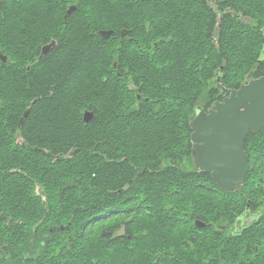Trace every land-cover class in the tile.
Masks as SVG:
<instances>
[{
  "label": "trees",
  "instance_id": "obj_1",
  "mask_svg": "<svg viewBox=\"0 0 264 264\" xmlns=\"http://www.w3.org/2000/svg\"><path fill=\"white\" fill-rule=\"evenodd\" d=\"M214 1L216 10L207 0H69L95 6L89 13L102 22L119 17L132 38L119 51L113 43H88L85 58H72L71 67L116 63L133 70L127 89L108 90L101 75L93 81L89 74L72 75L65 88L66 58L64 86L54 91L9 88L2 94L0 73V264L3 246L10 248V264H195L197 258L200 264H264V227L247 228L223 244L208 230L241 214L246 183L227 193L193 166L188 119L195 107L207 110L248 74L264 76V4ZM84 108L94 111L87 123ZM243 149L245 182L255 197L264 179V126L246 135ZM156 181L174 183L147 184ZM132 195L147 197L142 203L152 206L183 204L181 211L212 223L198 241L191 238L195 248L187 247L184 234L179 248L159 250L175 235L156 240L152 226L139 228L166 217L157 208L132 211L130 232L117 234L114 207L129 203L117 198ZM102 209H108L104 215ZM162 230L187 233V227Z\"/></svg>",
  "mask_w": 264,
  "mask_h": 264
},
{
  "label": "flooded vegetation",
  "instance_id": "obj_2",
  "mask_svg": "<svg viewBox=\"0 0 264 264\" xmlns=\"http://www.w3.org/2000/svg\"><path fill=\"white\" fill-rule=\"evenodd\" d=\"M24 1L0 0V61L5 65L0 68V73L4 80L3 84H1L3 87L1 88L2 94L7 92L9 88H29L32 91H54L62 88L64 85L61 78L63 69L61 61L65 58L68 59L69 66L66 70L68 77L65 88H71L72 75L88 74L94 75L90 78L93 81H96V75H101L102 80L107 82L106 89L108 90L115 88L118 90L119 88L127 89L131 86L130 82L133 81V78L128 73L133 70L120 68L116 66V63L109 68L71 67L72 58L80 60L85 58L86 45L88 43L91 48L100 42L113 43L115 50L119 51L122 42L126 44L132 40L128 34L130 33L129 30H125L120 26L119 17L114 16L113 21H110L112 17L108 16L106 22H102L89 13V7L95 6L77 5L69 2V0L66 3L63 0H51L48 4L24 3ZM214 2V0H207L206 6L216 10L217 5ZM70 6H75V9L67 13ZM223 9L231 12L229 4H226ZM196 14L199 16V12ZM197 15L194 16L197 17ZM208 15L210 14L208 13ZM89 16H92L91 20H89ZM239 18L244 20V16ZM218 23L219 21L216 24L218 25ZM106 31H109L108 34H105ZM43 48L46 49V52L42 54ZM40 60L42 62L38 64ZM9 77L12 80V86L8 85ZM124 83H127V86L122 87L121 84ZM32 102L31 104H33ZM85 110L88 111L84 108L81 113L83 114ZM91 112L94 117V111ZM15 139L20 143L24 141L19 132L16 133ZM171 183L174 182H147V184L163 185ZM213 183L216 185L214 181ZM245 183L244 207L241 214L231 224L228 222H215L213 226V223L210 222L212 223L210 229H208L210 223L192 213L186 211L189 213L187 214L185 211H181L183 204L175 205L165 200L160 205L152 206V203H142L143 200L148 199L142 195L119 197L117 198L118 202L127 200L129 203L117 204L114 207V210L117 211V220L120 223L119 228L116 230L117 234L123 236L130 232L132 211L150 213L151 209H153L152 207H154L159 209L166 217H156L150 222H140L139 228L144 229L152 226L155 230L151 233V236L157 237L156 240L162 237V234L175 235L173 243L158 245L157 249L159 250L169 251L179 248L176 244H180L179 241L184 234L187 235L188 239L187 247L195 248L194 244L191 243V238L198 241L199 236L206 229L217 234V240L220 244H223L224 240L232 241L233 238H236L237 235L247 228L264 227V179L260 178L257 181V185L260 186L255 197H251L249 183L244 180ZM213 191L215 192V189ZM107 210L102 209L101 215H104ZM197 221L203 222L205 227L201 228L196 225ZM173 226L187 227V233H171L168 230H162L161 233L160 231L163 227ZM127 238L129 239L130 235ZM2 249L4 258L2 264H10V248L3 246ZM175 262L178 263L180 260ZM195 264H200V259L197 258Z\"/></svg>",
  "mask_w": 264,
  "mask_h": 264
},
{
  "label": "water",
  "instance_id": "obj_3",
  "mask_svg": "<svg viewBox=\"0 0 264 264\" xmlns=\"http://www.w3.org/2000/svg\"><path fill=\"white\" fill-rule=\"evenodd\" d=\"M74 9L75 6H70L67 13ZM45 52L43 48L42 54ZM222 91L227 92V89L222 88ZM28 112L26 110L21 118ZM92 118L91 111L83 112L84 123ZM188 124L194 167L200 172H209L224 192L239 190L248 170L244 139L249 132L257 133L264 126V76L253 78L248 74L238 88L230 89L221 101H215L207 110L196 106ZM196 225L205 227L200 221Z\"/></svg>",
  "mask_w": 264,
  "mask_h": 264
},
{
  "label": "rangeland",
  "instance_id": "obj_4",
  "mask_svg": "<svg viewBox=\"0 0 264 264\" xmlns=\"http://www.w3.org/2000/svg\"><path fill=\"white\" fill-rule=\"evenodd\" d=\"M261 4H264L263 0H261ZM213 6H214V4H213ZM242 83H243V82H242ZM253 232L255 233L256 231L254 230Z\"/></svg>",
  "mask_w": 264,
  "mask_h": 264
}]
</instances>
